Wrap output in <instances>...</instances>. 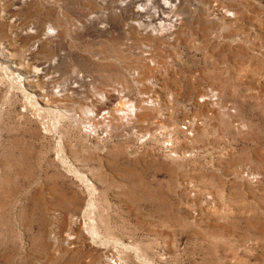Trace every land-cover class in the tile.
I'll use <instances>...</instances> for the list:
<instances>
[{"label": "rangeland", "instance_id": "1", "mask_svg": "<svg viewBox=\"0 0 264 264\" xmlns=\"http://www.w3.org/2000/svg\"><path fill=\"white\" fill-rule=\"evenodd\" d=\"M0 208V264H264V0H0Z\"/></svg>", "mask_w": 264, "mask_h": 264}, {"label": "bare ground", "instance_id": "2", "mask_svg": "<svg viewBox=\"0 0 264 264\" xmlns=\"http://www.w3.org/2000/svg\"><path fill=\"white\" fill-rule=\"evenodd\" d=\"M86 23H88V21L86 20ZM54 26H51V29L53 28ZM55 34V33H54ZM54 34H52V37H53V35ZM39 37H41V36H38V38ZM40 39H37V42H40L39 41ZM42 42V41H41ZM2 54H3V52H2ZM52 63H54V62H52ZM41 69V68H40ZM39 69V70H40ZM39 70L37 71H34L33 73L37 76V74L36 73H38L39 72ZM102 97V96H101ZM103 100V99H102ZM101 110H103V105H100L98 108H97V112H100ZM87 111H90V112H94V110L92 111V109L91 108H89V107H87ZM101 114L103 115V111L101 112ZM100 114V117H102V115ZM86 124V123H85ZM85 126H87V125H85ZM89 126H90V124H89ZM96 126V125H95ZM91 127H89V129H90ZM92 130V129H91ZM96 133V132H95ZM2 195V194H1ZM4 196V195H3ZM3 200V199H2ZM4 205V204H3ZM1 209V208H0ZM1 211V210H0ZM90 228V227H89ZM91 229V228H90ZM93 230V229H92ZM92 233V232H91ZM92 235V234H91ZM93 236V235H92ZM94 238V237H93Z\"/></svg>", "mask_w": 264, "mask_h": 264}]
</instances>
